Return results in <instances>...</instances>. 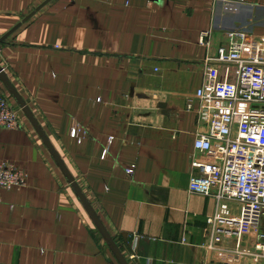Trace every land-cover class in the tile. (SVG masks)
<instances>
[{
    "label": "crops",
    "instance_id": "1",
    "mask_svg": "<svg viewBox=\"0 0 264 264\" xmlns=\"http://www.w3.org/2000/svg\"><path fill=\"white\" fill-rule=\"evenodd\" d=\"M46 1L0 0V41ZM239 28L264 36V0H51L0 42L23 122L0 163L28 174L0 197V264H123L106 233L129 264H264L240 204L189 191L195 94L233 78L211 58Z\"/></svg>",
    "mask_w": 264,
    "mask_h": 264
},
{
    "label": "built area",
    "instance_id": "2",
    "mask_svg": "<svg viewBox=\"0 0 264 264\" xmlns=\"http://www.w3.org/2000/svg\"><path fill=\"white\" fill-rule=\"evenodd\" d=\"M209 33L204 32L203 38ZM226 37V44L211 60L234 65L236 71L230 80L211 79L195 94L200 101L198 113L208 117L209 127L196 134L195 149L206 159L194 158L199 171L191 176L189 191L240 204V223L258 231L255 249L264 255V36L239 28ZM188 108L193 109L192 101ZM0 127H23L20 110L1 93ZM72 136L79 142L86 138L79 129H73ZM134 170L133 165L127 172ZM27 183L28 174L18 165L0 163V197L3 191Z\"/></svg>",
    "mask_w": 264,
    "mask_h": 264
},
{
    "label": "water",
    "instance_id": "3",
    "mask_svg": "<svg viewBox=\"0 0 264 264\" xmlns=\"http://www.w3.org/2000/svg\"><path fill=\"white\" fill-rule=\"evenodd\" d=\"M51 0H47L46 2H44L42 5H40V7H38L35 11H33L32 13H30L29 15H27L24 19L23 22L28 21L30 18H32L39 10H41L45 5H47ZM18 24L14 29H12L7 35H5V37H3L1 39L0 42H3L5 39H7L18 27L21 26V24ZM0 78H2L3 80L7 81V73L4 70V67L0 65ZM60 161V160H59ZM72 179V177H71ZM73 180V179H72ZM73 186L75 187L76 191L78 192V194L80 195V197L83 199V201L85 202V204L87 205V207L89 208L90 212L92 213V215L95 216V213L93 211L92 206L90 205V203L88 202L86 196L84 195L83 191L80 189V187L78 186V184L75 182H73ZM106 237L108 239V241L110 242V244L113 246V248L115 249V251L118 253V256L121 259V262L123 264H129L126 259L123 257V255L121 254V252L117 249L114 241L112 240V238L110 237L109 234L106 233Z\"/></svg>",
    "mask_w": 264,
    "mask_h": 264
}]
</instances>
